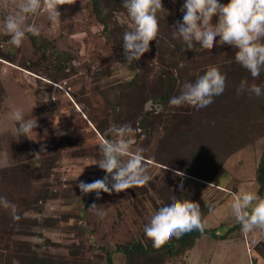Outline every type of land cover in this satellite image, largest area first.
Listing matches in <instances>:
<instances>
[{"label": "rangeland", "instance_id": "374dc122", "mask_svg": "<svg viewBox=\"0 0 264 264\" xmlns=\"http://www.w3.org/2000/svg\"><path fill=\"white\" fill-rule=\"evenodd\" d=\"M163 2L160 17L180 10L184 0ZM58 11L61 15L55 19L43 8L36 13H20L24 26L35 27L39 35L26 32L22 46L16 47L10 43L3 25L4 17L18 13V9L13 0H0V198L14 205L13 212L0 204V264H22L11 252L22 254V246L51 254L61 264H107L109 253L116 264H126V256L116 251V246L138 241L149 244L144 225L160 207L171 202L174 196L167 191L170 183L177 190L203 198L206 205L215 204L206 215V226L219 229L227 223L223 219H230L234 236L239 230L231 209L234 197L244 191L257 194L260 186L256 173L258 164L264 160V102L256 112V132L261 134L262 129V137L239 151L227 153L215 174L212 171L217 165L206 172L210 164L194 163L192 154H195L191 150L181 154L175 143L169 144L164 137L155 135L158 149L163 152L145 162L151 176L147 184L120 193L102 192L99 199L95 192L85 195L79 188L81 181L91 183L106 175L96 164L101 158L100 145L113 139L115 128L132 122L127 115L113 117V105L121 84L134 102L137 93H131L127 85L138 68L135 61L128 65L124 49L119 46L124 27L105 31L92 13L89 0L59 6ZM119 16L129 24L127 10ZM217 19L214 17L213 23ZM230 48L217 44L205 50L198 45L197 52L204 57L202 65L209 66L203 68L204 73L210 67H223L231 62L233 56L226 57ZM194 72L184 79L194 82ZM225 72L227 67L221 68V73L227 76ZM150 80H155V75ZM242 80L249 85L261 82L264 86V71L253 79L240 66L228 79L229 91L220 100L222 106L228 99L249 95L237 94ZM143 100L147 110L155 107L153 99ZM215 105L216 101L197 115H215ZM17 110L25 120L36 122L30 138L19 132ZM155 111L159 114L162 108ZM156 116L146 124L151 135L153 125L163 118L161 114ZM216 126L219 128L221 124ZM200 130L202 134L197 135L194 144L209 145L218 139L210 127ZM147 137L153 136L142 134L138 140L131 136L133 154L136 149L143 150L141 143ZM194 167L206 178L214 175V182L224 189L184 171ZM93 203L107 213L103 219L89 210ZM220 232L223 234L222 229ZM257 232L261 234L264 230ZM255 250L261 256L248 251L244 239L205 234L189 252L188 260L181 258L166 264H264V242Z\"/></svg>", "mask_w": 264, "mask_h": 264}, {"label": "clouds", "instance_id": "9594fccd", "mask_svg": "<svg viewBox=\"0 0 264 264\" xmlns=\"http://www.w3.org/2000/svg\"><path fill=\"white\" fill-rule=\"evenodd\" d=\"M18 13H10L4 17L5 33L10 36V43L20 47L26 32L39 35L33 26H24L23 14L36 13L46 9L50 18L61 15L59 6L72 5L76 0H13ZM132 21L130 31L123 35L124 55L128 65L140 60L150 51V42L157 41L159 34L158 12L164 9L162 0H122ZM55 12L52 13V10ZM184 13L182 22L176 21L172 27L173 39L182 41L186 49L196 51V45L211 50L217 44L230 45L235 49V61L245 68L253 79H258L264 71V0H184L181 7ZM217 21L213 23V18ZM219 37V40H217ZM226 87V77L218 68L210 67L194 82L183 84L178 96L170 100L175 107L189 106L196 110L203 109L214 102V97L221 95ZM248 92L256 97L264 96V87L258 84L249 85L242 80L237 94ZM15 119L19 124L21 135L30 138L29 133L36 127V122L25 120L21 111L17 110ZM134 130L131 125H122L114 129L113 139L100 145L101 158L96 164L106 175L91 183L81 181L79 188L85 195L95 192L97 199L101 193H120L133 187H142L151 180L141 149L132 152L131 136ZM127 157V159H125ZM183 175V173H177ZM109 185H111L109 187ZM183 185L181 184V189ZM160 207L151 215L144 225L145 236L152 241V246L161 248L173 237L199 231L203 233L206 222L202 218L200 204L193 200H178ZM5 209L14 205L0 198ZM232 213L245 235L259 229L264 230V199L256 193L247 191L234 197L231 204ZM90 211L103 219L107 213L91 204Z\"/></svg>", "mask_w": 264, "mask_h": 264}, {"label": "trees", "instance_id": "16d2710c", "mask_svg": "<svg viewBox=\"0 0 264 264\" xmlns=\"http://www.w3.org/2000/svg\"><path fill=\"white\" fill-rule=\"evenodd\" d=\"M89 2L92 13L105 31L108 32L109 30L123 27L124 33L131 30L132 21L130 20L129 24L122 22L119 16V13L126 10L123 7L122 0H89ZM162 4H164L163 0ZM182 18L181 9L174 12L170 11L161 17L158 15V43L155 40L151 41L150 51L145 53L140 60L135 61L138 72L127 85L129 91L131 93L136 92L137 96L133 102L129 97V93L124 89L126 86L121 84L114 99L113 117L118 116V119L124 115L130 116V120L132 121L130 125L134 130L132 137L135 140H138L142 134L149 135L150 137L153 136L152 138L147 137L141 143V148H143L142 155L146 163H149L147 159L156 158V156L160 157L158 154L163 152L158 149L159 146L155 139V135H157L164 137L169 144L175 143V148L181 154L191 150L195 154H192V161L194 160V163H199V166L210 164L206 172L217 165L212 171V174H215V171L220 169L229 153L239 151L245 146L254 143L253 140L262 137V129L260 130L261 134L257 135L256 132V123L258 121L256 112L259 107H262L264 96L258 98L255 95L249 94L245 95L246 98L228 99L225 105L222 106L220 100L226 98L229 91L228 79L241 66L235 61L236 50L230 48L226 57L233 56V58L231 62L223 66L227 67V72H225L226 75L228 74L225 76L226 87L221 95L214 97V102L216 101L214 108L217 109L216 114L197 115L201 109L196 110L187 106H172L170 104L171 98L180 94L184 83L191 82L184 79V77H191V71L195 70L192 75L195 81L199 76L204 74L203 68L209 67L208 65H202L204 57L198 54V45H196V51L186 49V45L182 41L173 39L172 32L174 28L172 26L178 20L182 22ZM34 44L36 45V42ZM119 46L123 49L122 41L119 43ZM223 67H218L220 72ZM59 70L61 71L60 68ZM154 75L155 80H150ZM150 82H152V85L148 88L151 84ZM259 85L261 86V82ZM143 98L153 99L155 107L147 110ZM160 107L162 111L159 114L163 118L153 125L151 135V131L147 132L149 127L146 124L154 117L156 118V115H159L154 112ZM132 114L133 117L131 116ZM178 121L181 124H178ZM218 123L221 124L219 128L216 126ZM205 126L210 127L211 130L213 129L218 139L215 138L209 145L194 144L197 135L202 134L200 129H204ZM105 137H108L107 134H105ZM164 146L162 147L163 149L165 148ZM50 156L56 157V155ZM187 170L184 171L197 178L215 183L214 175L206 178V175L199 173L195 167ZM256 179L260 185V197L264 199V160L258 164ZM167 191L178 200H193L199 203L204 221L206 215L212 212L215 207L213 203L206 205V201L198 195L173 188L172 183L167 186ZM172 202L173 200L170 203ZM237 226L241 227L239 223L235 225V227ZM205 234L218 238L227 237V235L221 234L216 227L211 228L206 226L203 233L192 231L179 238L173 237L159 249L152 246V241L149 244L138 241L130 245H118L116 246V251L126 256V264H166L170 260L176 261L181 258L188 260L190 251L194 248L197 240ZM22 251V254L15 253L16 250L11 251L13 252V256L22 260V264H61V261L53 258L51 254L47 255L36 251L35 249H31L30 246H22ZM107 264H116L112 253L108 254Z\"/></svg>", "mask_w": 264, "mask_h": 264}, {"label": "crops", "instance_id": "0c3cea01", "mask_svg": "<svg viewBox=\"0 0 264 264\" xmlns=\"http://www.w3.org/2000/svg\"><path fill=\"white\" fill-rule=\"evenodd\" d=\"M214 185H216V187L217 188H219V189H224V187L222 186V185H220V184H216V183H213V186ZM259 188H260V186H258V193H257V195H259V197H260V194H259ZM245 192V191H244ZM243 192V193H244ZM261 198V197H260ZM216 209V208H215ZM214 209V210H215ZM227 220V223L225 222V223H223L222 224V226H219L218 228H219V231H221V229H222V233L223 234H226L227 232V236L229 237V238H232V237H238V239H244L245 240V242H246V245H247V247H248V251H256L255 250V247H257L259 244H261V242H264V232L263 233H259V232H257V230H255V231H253L252 233H249L248 235H245V234H243L242 232H241V227H239V230L236 232V234H234V236H233V233H234V228H232V226H233V224L232 225H230L229 223L231 222H228V220H230V219H223V221H226ZM234 220V219H233ZM232 220V221H233ZM238 223V222H237ZM223 227L225 228V229H223ZM217 228V227H216ZM259 251V250H258ZM260 252V251H259ZM259 252H257L256 251V253H257V255H260V253ZM261 256V255H260Z\"/></svg>", "mask_w": 264, "mask_h": 264}, {"label": "water", "instance_id": "95a60500", "mask_svg": "<svg viewBox=\"0 0 264 264\" xmlns=\"http://www.w3.org/2000/svg\"><path fill=\"white\" fill-rule=\"evenodd\" d=\"M150 104H148V106H149Z\"/></svg>", "mask_w": 264, "mask_h": 264}]
</instances>
